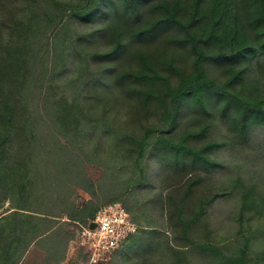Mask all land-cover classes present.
Instances as JSON below:
<instances>
[{"label":"trees","instance_id":"obj_1","mask_svg":"<svg viewBox=\"0 0 264 264\" xmlns=\"http://www.w3.org/2000/svg\"><path fill=\"white\" fill-rule=\"evenodd\" d=\"M147 1L81 0L70 7L82 19L94 21L98 13L107 12L110 6L111 19L102 27L108 33L109 47L89 51L81 65L73 59L72 64L81 69L74 78L81 85L77 93L83 94L73 100L62 96L51 102L49 109L59 124L60 137H55L58 145L54 146L55 152L46 154L43 168L37 165L38 156L45 149L41 138H50L39 136L38 114L32 110L27 93L32 82V58L37 55L35 50L38 51L34 46L47 28L43 29L45 25H42L38 33L36 17H18L10 8L7 16L0 15V264H22L32 244L48 245L46 252L54 254L56 261L62 260L65 241L57 230L58 222L68 218L86 223L95 216L97 184L88 175L79 153L63 139L70 142L75 134L82 142L89 143L96 132L100 135L93 136V140L106 136L111 142H121L120 148L108 146L106 152L112 155L113 164L107 169L118 176L128 174L124 178L125 190L159 188L163 206L171 216H176L181 229L179 254L176 243L169 242L167 233L162 234L164 239L160 242L157 238L161 233L155 232L151 237L142 230L143 237L137 238L139 243L123 253V264H193L190 246L199 253L226 257L228 264H264V252L257 256L258 263L248 253L249 244H244L237 254L226 256L207 237L192 236L196 225L204 229L205 235L209 233L208 205L218 196L234 192L231 190L236 187L240 188L242 210L263 213L264 194L257 190L255 182L245 184L236 178L231 190L229 186H218L200 194L196 190L201 186V167L213 172L225 166L223 160L213 156L218 150L236 142L264 143V0H157L149 8L158 14L143 21ZM59 3L57 0L49 3L54 17H43V22L64 20L68 8L62 4L60 7ZM119 11L133 20L127 31L120 26ZM169 25L179 29V37L175 39L188 45L192 53L191 70L178 68L176 84H171L157 69L158 61L162 60L174 67V56L165 48L156 57L151 52L137 50L143 64L134 69L121 68L114 74L117 67L106 61L129 52L134 41L149 39ZM99 30L93 29L84 35L86 45L88 37L98 36ZM78 45L73 43V47ZM210 62L222 64L225 79L210 75ZM17 93H20L19 99ZM128 95L139 97L142 111L139 119L155 100L159 111L156 121L135 122L139 106L135 104L136 116L132 117L129 103L123 100ZM187 106L203 112L205 121L198 130L185 128L178 132L176 123ZM216 125L228 128L230 135L199 147L189 143L190 136L204 134ZM91 146L93 151L100 148L98 144ZM119 160L125 164L117 167ZM155 167L162 169L161 175L153 170ZM51 168L56 174H51ZM164 171L170 175L165 182ZM180 172L182 177L178 182L176 177ZM75 187L91 194V199L81 207L73 201ZM192 198L194 208L187 207ZM120 199L122 195L113 200ZM7 201L11 204L5 207ZM149 225L156 226V223ZM159 227L162 228L160 223ZM164 231L170 232L166 228ZM70 236L66 239H71ZM162 242L170 245V252L166 251L168 258L159 256L157 250L154 251L157 259L147 258L145 250L154 246L160 249Z\"/></svg>","mask_w":264,"mask_h":264},{"label":"rangeland","instance_id":"obj_2","mask_svg":"<svg viewBox=\"0 0 264 264\" xmlns=\"http://www.w3.org/2000/svg\"><path fill=\"white\" fill-rule=\"evenodd\" d=\"M52 1L53 0H0V15L3 14L1 17L8 14V9L10 8L13 11V15L16 14L18 17L26 19L36 17L35 26L38 28V33L39 29H42V25H45L43 29L47 28L43 30L42 35L37 39V45L34 46L38 51L35 50L37 55L34 53L35 56L32 58L31 66H34L31 71L33 75L31 74V88L27 93L29 96L27 99L30 100L32 110L38 114L37 127L39 136H49L50 138H41L42 147H45V149L42 150V154L39 153L40 155L37 159V165L41 168L46 167V154L48 152H55L54 146L58 145V141L55 137H60L58 134L59 124L51 114L49 109L50 104L54 99L62 96L67 97L69 100H73L75 96L79 98L81 94H83L81 92L77 93V89H79L81 85L74 80V78L81 73V69L80 66H74L72 61L76 59L78 60L77 64L81 65V62L84 61L83 57L86 56L89 51L107 49L109 47L107 41L108 33L102 30V27L111 19L108 14L110 12V6L107 7V12L98 13L97 20L93 21L92 19H82L73 12L74 9H72V5L81 0H57L60 1L59 6L62 4L66 6V9L68 8L64 16L65 18L61 23L54 21L50 24L46 22V24L43 22L45 19L43 17H54V12L51 11L49 5ZM155 1L157 0H148L145 2L142 16L143 21L144 19L152 18L158 14L157 10L149 8V5ZM71 6L72 8H70ZM69 9H72V11L70 12ZM10 16L11 15H9V17ZM117 17L124 31H127V28L130 29V25L133 23L130 15L119 11ZM98 28H100L98 36L93 37V35H90L88 37L89 43L86 45L83 38L84 35H88L90 31ZM179 34V29L175 25L166 26L149 39L134 41L129 52H123L113 58L112 61L106 62L114 63L117 67L114 73L116 74L117 70L121 68L134 69L139 68L143 64L142 58L139 56L137 50H139V52H151L153 57H156L155 54L162 50V48H165L172 52L174 56V67L166 60H162L158 61L157 69L161 74L168 77L171 84H176L178 82L177 69L181 68L185 71H190L192 68V53L188 45L175 39V37H179ZM74 42L79 45L73 47ZM156 59L157 58H154V60ZM208 68L210 75L222 80L226 78L222 71V64L210 62ZM119 87L121 86L117 85V88ZM123 87L126 86L123 85ZM17 97L18 99L21 97L20 93H17ZM124 99L127 100L129 103L128 106L131 107L132 117L136 116L135 104L139 106L135 122L147 124L155 122L158 118L159 111L156 110L158 108V103L155 100L151 101L149 110L140 115L141 118L139 119L138 114L142 112L138 102L139 97L128 95L127 97H123V100ZM204 118L203 112L187 106L183 109L175 129L178 132L183 131L185 128L192 131L198 130L200 125L205 121ZM131 128H133V126ZM99 135L98 132L92 134V140L89 143L82 142L80 136L75 134L71 136L70 142L63 139L70 148L79 153L85 162L88 175L96 182L98 197L94 198V201L98 204V209L114 201V198L122 195V199L117 201H121L125 207L130 210L132 217H134L135 221L140 225L135 236L142 238V230L149 232V235L159 232L161 235H158L157 241L161 242L163 241L162 239H164V235L162 234H166V231L163 232V230L166 228L170 231L168 233V235H170L169 242L176 243L178 240L180 243L179 237L181 236V229L179 225H177L176 216H171L170 211L166 210L165 206H163L164 200L161 198L162 191L156 186L137 188L135 190L130 189L129 191L125 190L124 184L125 179L128 178V174L118 176L115 175L116 173L112 174L110 170L107 169L111 168L113 164L110 161L112 155L106 152V150L109 149L108 146L120 148L122 146L120 144L121 142H111L112 140L105 139L106 136L104 135L105 138L103 139L95 138L93 140V136L97 137ZM228 135H230L228 128L222 125H216L208 129L204 134L190 136L188 141L193 146L199 147L207 141L221 139V137L227 138ZM92 144H98L100 148L93 151ZM80 147L83 148V151L82 149L80 150ZM213 156L223 160L225 166L213 172L205 171L204 168L201 167V186L197 187L196 194L217 189L216 187L218 186H229L231 190L234 188L233 181H236V178L242 179L245 184L257 183V190L264 194V143H230L218 150ZM124 164L122 160H119L117 167ZM186 167L187 169L190 168L189 165ZM179 168H181V166H179ZM51 170L53 171H51V174H56L54 168H51ZM153 170L156 171L158 175L162 174V169L158 167H155ZM169 176L168 171L163 172L162 177H164V182ZM181 177L182 175L180 172L179 176L176 177V181L179 182ZM159 179H162L161 176ZM239 190L240 188L236 187L231 190L234 192H229L224 196H218L208 205L210 220V225L208 226L210 230L209 233L205 235L204 229L196 225L193 228L192 236L207 237L218 245L226 256L237 254L240 249H243L244 244H249L248 253L252 258L256 259L257 256L264 252V207H262V214L256 210L246 208L242 210ZM89 199H91V194L87 190L81 187H75L73 201L77 206L81 207V204L83 205ZM191 202H187V207L194 208V198H192ZM10 204L11 201H7L5 207ZM80 220L81 222H79V220L62 218L57 224V230L61 232L62 240L65 241V256L62 260L56 261V256L54 254L46 252V246L48 247V245L40 246L32 244L23 257L22 264H94L90 261L86 250L80 246L79 240L76 239V234L81 228V224H84L82 219ZM150 223H156L157 228L152 229L146 227L150 226ZM159 223L162 225V228L159 227ZM69 235H71L70 237L72 238L68 240L66 237ZM151 237L154 236L151 235ZM138 243L136 240L131 247ZM128 245L129 242L126 241L124 246L118 249L111 258L96 264H123V253L131 249ZM159 245L160 249L154 246L152 249L145 250V255H148L147 258L150 260L157 259L154 255L155 250L158 251L159 256L162 255L168 258L167 252L162 246L165 245V242ZM188 250H190L193 264H228L226 257L203 254L201 251L199 253L194 246H190ZM164 257L163 260L166 261ZM256 261L259 263L257 259Z\"/></svg>","mask_w":264,"mask_h":264},{"label":"built area","instance_id":"obj_3","mask_svg":"<svg viewBox=\"0 0 264 264\" xmlns=\"http://www.w3.org/2000/svg\"><path fill=\"white\" fill-rule=\"evenodd\" d=\"M91 222H95L94 227ZM137 229L131 212L121 201H114L100 207L94 217L81 224L76 239L96 264L111 258Z\"/></svg>","mask_w":264,"mask_h":264},{"label":"crops","instance_id":"obj_4","mask_svg":"<svg viewBox=\"0 0 264 264\" xmlns=\"http://www.w3.org/2000/svg\"><path fill=\"white\" fill-rule=\"evenodd\" d=\"M146 227H150V228H157L155 225L154 226H146ZM136 233L137 232H135L129 239H128V242H129V245H128V247H130L131 248V246L133 245V242L135 243V241L137 240V238L139 237V236H135L136 235ZM167 234L169 233V232H166ZM144 234H146V235H149L150 233L149 232H144ZM152 235V234H151ZM171 243H173V242H171ZM169 246L170 245H168L167 243L165 244V245H163V248L167 251V252H170V248H169ZM175 247H177V253L179 254V242H176V244H175ZM169 248V249H168Z\"/></svg>","mask_w":264,"mask_h":264},{"label":"water","instance_id":"obj_5","mask_svg":"<svg viewBox=\"0 0 264 264\" xmlns=\"http://www.w3.org/2000/svg\"><path fill=\"white\" fill-rule=\"evenodd\" d=\"M90 226L94 227L95 226V222H91Z\"/></svg>","mask_w":264,"mask_h":264}]
</instances>
